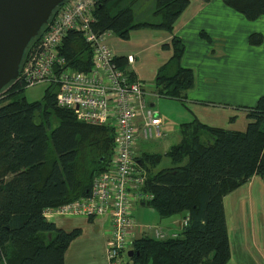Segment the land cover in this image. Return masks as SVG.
<instances>
[{
	"label": "trees",
	"instance_id": "trees-1",
	"mask_svg": "<svg viewBox=\"0 0 264 264\" xmlns=\"http://www.w3.org/2000/svg\"><path fill=\"white\" fill-rule=\"evenodd\" d=\"M141 1L100 0L93 10L94 27L121 39H128L132 30L140 28L171 34L169 42L161 45L171 53L157 69L154 92L187 105L195 73L182 65L185 46L173 32L189 1L153 0L151 17L146 19L136 13ZM64 2L54 8L30 40L21 63ZM223 2L247 20L264 14V0ZM200 36L210 40L204 31ZM262 41V33L248 36L251 45ZM60 54L77 71L90 68V47L75 30L64 38ZM123 60L118 57L121 67ZM26 87L17 80L0 91V264H65V252L80 229L65 231L48 221L44 212L89 194L93 179L107 168L113 155L114 126L77 120L71 109L57 105V85L53 82L47 83L39 100L28 101ZM234 108L243 111L244 130L208 124L196 116L181 122L178 142L164 153L171 166L155 170L163 154H135L134 149L136 167L145 171L142 190L152 195L138 204L150 207L161 218L180 217L185 224H180L175 237H135L132 248L138 254L123 256L126 264L229 261L231 246L223 199L253 176L264 182V94L252 106ZM234 118L236 115L229 120Z\"/></svg>",
	"mask_w": 264,
	"mask_h": 264
},
{
	"label": "built area",
	"instance_id": "built-area-1",
	"mask_svg": "<svg viewBox=\"0 0 264 264\" xmlns=\"http://www.w3.org/2000/svg\"><path fill=\"white\" fill-rule=\"evenodd\" d=\"M99 1L65 0L50 27L30 47L15 81L26 86L53 82L57 85V105L71 109L77 120L114 126L113 155L107 168L93 179L89 194L52 210L61 215L107 216L110 235L106 255L110 264H119L135 239L133 209L140 201L152 198L142 190L145 171L136 167L135 145L138 140L160 136L161 120L146 99L153 93L133 71L119 65L107 42L112 32H99L94 27L93 10ZM71 30L81 33L90 47L91 65L86 71L73 69L60 54ZM133 58L127 55V62L131 64ZM144 234L165 239L177 233L147 225Z\"/></svg>",
	"mask_w": 264,
	"mask_h": 264
},
{
	"label": "crops",
	"instance_id": "crops-1",
	"mask_svg": "<svg viewBox=\"0 0 264 264\" xmlns=\"http://www.w3.org/2000/svg\"><path fill=\"white\" fill-rule=\"evenodd\" d=\"M188 1L174 24L173 32L185 46L182 65L192 68L195 73V86L187 92L186 103L192 115L200 120L217 126L229 123L224 127H232L240 116L244 119L243 111L234 107L252 106L264 94V14L255 20H247L223 0ZM138 30H141L135 31L140 32L137 36L141 43L138 45L116 39L113 33L107 37V42L114 53L124 59V68L133 71L137 79L148 84L145 81L155 80L158 67L170 56V52L161 45L169 42L171 34L160 33L155 28ZM201 31L209 35L210 40L201 37ZM252 32L262 33L261 44L248 43V36ZM127 55L134 57L131 64L127 62ZM144 66L149 67V72H144ZM149 105L153 104L150 102ZM232 115H236V118L229 120ZM260 184L259 178L253 176L246 185L235 190L239 194L231 198L228 205L235 200L238 210L239 202L246 196L245 191L249 190L260 201ZM233 192L223 199L225 214L227 198ZM250 198L253 201V197ZM143 214V210L138 213L142 220ZM44 215L65 231L80 229V234L71 241L65 252V264H110L106 255L110 235L107 216L61 215L53 210L45 211ZM180 221V217L169 218L166 231L177 233ZM136 223L134 236L138 237L144 234L147 224H140L137 219ZM247 249L248 244L244 251ZM247 254L244 259L249 261ZM126 261L122 257L121 262L126 264Z\"/></svg>",
	"mask_w": 264,
	"mask_h": 264
},
{
	"label": "rangeland",
	"instance_id": "rangeland-1",
	"mask_svg": "<svg viewBox=\"0 0 264 264\" xmlns=\"http://www.w3.org/2000/svg\"><path fill=\"white\" fill-rule=\"evenodd\" d=\"M152 2L153 0H142L139 3V5L136 7V13L138 14L139 18L146 19L151 17L153 8ZM135 31L141 30H132L128 39H121L119 37L116 39L130 43L134 46L138 45L141 43L137 36L140 32ZM159 31H161L160 33H162V31L163 33H167L164 32V30ZM114 37H116V35ZM166 50L171 53L169 49ZM143 69L145 70L144 72H149L148 66H144ZM154 81V79H148L145 81L148 83L145 84L148 88V92L153 93L147 95L146 99L148 103L151 102L153 104L152 108L158 112L159 118L161 120V135L158 137H153L150 140L141 139L138 141L135 147V154H138L141 151L162 153V160L155 167V170H159L172 165L170 159L167 156H164V153L172 144L178 142L180 138L178 132L180 123L185 120H190L194 116L192 115V110L189 109L188 105L182 104V102L179 100L161 97L154 94ZM46 86V82L27 86L24 89V95L26 99L28 101L39 100L42 97ZM229 125V123H221V126ZM245 126L246 120L240 116V118L237 119L231 128L244 130ZM255 187L256 183L254 185V188ZM237 194H239V192L234 191L233 194L227 198L226 203L227 231L231 246V257L226 264H264V182L261 181L260 184V201H257L259 199L255 197V194L252 190L245 191L244 195L246 196L241 202H239L238 210L235 206V200L231 201L230 205H228L230 199ZM249 195L253 197V201ZM140 210L144 211V220L140 219L142 216L140 217L138 215ZM133 211L135 218L140 224L157 226L160 227L163 232L170 233L166 231V229H168L167 227L169 226V217L161 218L153 209L146 206L136 205ZM242 243L243 245L240 248ZM246 244H248V249L246 250L247 252L244 251ZM245 253H248L247 255L249 257V261L248 259H244Z\"/></svg>",
	"mask_w": 264,
	"mask_h": 264
},
{
	"label": "water",
	"instance_id": "water-1",
	"mask_svg": "<svg viewBox=\"0 0 264 264\" xmlns=\"http://www.w3.org/2000/svg\"><path fill=\"white\" fill-rule=\"evenodd\" d=\"M65 0H0V91L17 79L24 50ZM127 254H138L129 249Z\"/></svg>",
	"mask_w": 264,
	"mask_h": 264
}]
</instances>
